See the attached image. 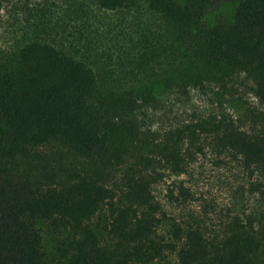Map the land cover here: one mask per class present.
<instances>
[{"label":"trees","instance_id":"1","mask_svg":"<svg viewBox=\"0 0 264 264\" xmlns=\"http://www.w3.org/2000/svg\"><path fill=\"white\" fill-rule=\"evenodd\" d=\"M92 1L130 21L117 57L42 37L0 55V264H151L168 252L178 264H264V210L214 232L170 217L167 239L154 193L206 137L241 159L264 206V111L248 127L210 115L161 135L141 116L163 94L240 72L264 105V0H230L227 21H209L226 0Z\"/></svg>","mask_w":264,"mask_h":264},{"label":"rangeland","instance_id":"2","mask_svg":"<svg viewBox=\"0 0 264 264\" xmlns=\"http://www.w3.org/2000/svg\"><path fill=\"white\" fill-rule=\"evenodd\" d=\"M233 9L234 3L226 0L209 14V21L231 19ZM129 23L123 13L105 11L92 0H7L0 11V55L42 37L71 52L86 51L100 62L109 52L119 55L117 41ZM161 98L157 107L141 112L146 130L158 135L179 124L221 114L233 116L242 127H248L253 115L264 111L255 96L253 81L242 72L225 82L207 83L204 89L191 88L188 95L168 93ZM198 145L203 151L197 153L185 173H166L154 186L162 205L159 234L167 239L170 217L183 223L199 221L214 232L234 218L259 215L264 210L258 194L250 189L253 178L239 157L217 151L206 137H201ZM179 183L188 188V198L180 195ZM151 264L178 262L175 252H168L164 261Z\"/></svg>","mask_w":264,"mask_h":264}]
</instances>
